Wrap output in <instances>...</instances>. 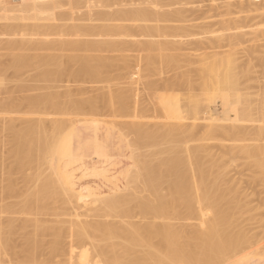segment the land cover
<instances>
[{"label": "rangeland", "instance_id": "1", "mask_svg": "<svg viewBox=\"0 0 264 264\" xmlns=\"http://www.w3.org/2000/svg\"><path fill=\"white\" fill-rule=\"evenodd\" d=\"M158 1L161 2V7L159 6ZM37 3L39 5H37ZM135 9H137L136 12L140 9V11H138L139 13L141 11L149 12V18H154L158 14L156 16L158 18V21L155 20V18L152 20L146 18L145 20V18H142V16L136 15L137 17H134L135 13L132 14L134 15L133 17H131L130 14L127 15L126 19H124L125 16L123 14L125 13L123 12L130 10L129 12L132 13V11ZM115 12H119L117 13L118 15H116ZM139 13L138 15H140ZM263 14L264 0H156V2L155 0H18L16 2H12V0H0V233L5 229L8 222L7 220L11 218H15L16 222H18V220L20 221V219L26 221L28 218H30L31 220L32 217L38 219L41 218V220L43 219L46 221L48 220V223L51 224H55L57 223L56 221H60V223L62 222V224H64V227L67 226L65 225L66 223L70 225V223L72 224L74 222L77 225L80 224L78 225V229L81 228V224H84V222H86L90 223L88 224V226H90L88 232H85V230L81 228L83 232L79 229V235H77V237H73V235L70 236L69 233L66 234V231L64 233V239L61 240L62 250H59L55 253L51 252V240H48V242L46 241L47 239H52V233H48V231H46L48 234H50L48 237L46 236L48 234L44 233L43 235L44 242H46V244L44 243V245L46 246H44V249L40 253L37 261L32 264H77V254H80L81 258L89 254L92 256L91 253H93L94 248L97 247H103L102 250H106L107 253L109 252L110 257L108 258H111L112 256L111 259H113L114 254L117 255L115 257H118L119 260L123 258L121 259L122 262L114 261L115 264H124V262L126 261V263L129 264V261H131V258L129 259V257L132 252L135 253L132 255L134 257L138 256V258L143 257L144 252L147 253L149 250L150 252H152L150 248L153 249L156 243L151 244V242H149V237L150 239H153V235L156 236L154 237L155 240H151L153 242L157 241L155 247L157 249V254L160 253L161 255L162 252L163 254L168 253L170 252V248L173 247L172 243L177 244L176 242H178V240L182 242L184 240L187 241L186 233H188L189 231L194 232L197 229H200V227L202 228L204 226V224L202 225V222L204 221L206 223L208 221H211L215 208H219L221 210H224L226 208L227 211L230 210L232 212V215H230L231 218H227L229 219V223L226 222L225 224V226L227 227L226 230L232 228L233 235H235L234 233L237 232L242 234V232L244 231V233H247L248 236L250 235V239H252V236L258 234V238L256 239L254 238L256 236H254L253 238L255 240L252 239V241H256V243L252 242L251 240L245 241V245H248L251 242L248 245L250 246V248L248 246L243 247L244 243H242L243 245L241 244V246L243 248H241L242 250H244L245 248L244 252L238 249L240 248V246L237 247V249L239 250L238 252L237 249L234 248L232 253L230 251L227 254L228 256L226 255V257L221 259V261L219 260L216 264H234V262L239 259L246 261L255 260L264 262V250L262 248L264 247V243H260L262 241L264 242V181H260L263 178L258 174V172H256L257 168L253 164V158L250 157L251 159H248L249 156L247 157L246 154L242 152L243 146L251 147L257 145L258 142V146L261 144V146L264 145ZM143 15L147 17L146 14L143 13ZM112 16L116 17L117 19ZM246 16L249 17L247 18ZM232 18V26L235 24L234 22L236 19V25L240 23V19H244L242 20L243 22L241 21L240 23L241 26L239 25L242 29H240L238 26L239 29L235 28V33H243L244 31L246 33V31L253 30V37H250L251 32H248L246 35H244L245 39L248 38L246 40L243 39V41L245 42L240 40L237 44L231 43L230 45H228L229 41L227 40V38H225V34L230 33L231 31H233V29H229L231 28L229 26V28H227L230 31L222 30L221 24L219 23H221V21H223L222 19H224L222 26L225 29L224 26H228L227 23H225V20L227 21L228 19L231 21ZM47 22L49 23V25H47L46 28L44 24H47ZM68 22H78L75 26H77L79 29L73 27V25H69L70 23L67 24ZM99 22L103 25H100ZM110 22H112L113 25L115 24V26L117 25V27L113 26L112 28H109V26L111 25ZM202 22L209 23L203 24ZM42 23L45 28L42 27ZM52 23L53 25L55 24V26H57L56 23H58V25L66 24L67 26H62V28L64 27L63 31L62 28L60 30V27L57 26L60 31H57L58 29H56V27L54 29L58 33L54 31V34H52V27H54L52 25L50 26V24ZM228 23L230 24L229 21ZM37 24L40 29L37 28ZM40 24L41 26H39ZM92 24V30L90 27H86V25L92 26ZM191 24L193 25L192 27ZM83 25L85 26L83 27ZM96 25H98V27ZM122 25L126 27L123 28ZM154 25L155 28H152ZM156 25L159 30L160 27L164 28L160 31L158 29L156 31L151 30L156 29ZM188 25H190L191 28H188ZM133 26L135 27L133 28ZM234 26L232 28H234ZM94 27L96 28L94 29L96 30V32L101 31V33L97 32L98 34H96V32H94L93 30ZM127 27H129L128 31L126 30ZM137 27H143V29H136ZM88 28L91 31L87 30ZM119 28H123V30L121 29V31H124V33L122 32L123 34L121 33ZM41 29L43 30L41 31ZM46 29H50L52 32ZM65 29L66 31H68L69 29L71 32L70 33L68 31L70 33L69 35L65 32L68 39L67 41L71 44V48L62 49L61 51L59 50L60 47H57V44L59 46L58 41H61V39H65L64 41L67 42L65 37L66 35L63 34ZM80 29L84 33L80 32ZM192 29L194 30L192 31ZM207 29L210 34L206 31ZM118 30L120 31V33H118ZM163 30H165V33L163 32ZM180 30L186 32H179ZM88 31L92 36L89 35L90 33H88ZM109 31H112L114 35H111V32ZM154 31L155 33H158L155 34ZM60 32L61 35L63 34V37L60 35ZM76 32H78V38L76 37ZM107 32H109V34ZM132 32H134L135 34ZM162 32L163 34H168V38L161 36ZM85 33L87 34L85 35ZM154 34L157 35V37ZM254 34L256 37L254 36ZM169 35H173L174 38L172 36L169 37ZM222 35L225 36L223 37ZM34 37H36L38 40L40 39V41H34L37 40L36 38L34 39ZM221 37L222 41L220 39ZM163 38H172V40L174 41H177L176 39H178V41L180 40V44L182 45L180 46L182 49H180L178 53L175 52V54L173 51L170 52L169 50L168 52L167 50H145V48H141L142 44L146 41L153 40L152 42L155 43L160 40H164ZM210 38L212 41H210ZM249 38L250 40H252L250 41ZM45 39L47 40L46 43H48L50 39H52L53 41L50 40L49 42L52 41L53 43L51 42L47 45L45 43ZM214 39L216 40V42ZM98 40H100V42ZM102 40L108 43L113 41L115 44L113 46L114 48L110 47V49H104L103 51L102 49H100V46H97V42L98 45H104L106 43L102 42ZM76 41H78V43L79 41H84L85 44L90 41L91 44H87V48L89 45L91 46L92 44H95V46L92 45L94 46L92 47V49L96 46V48L99 49L98 51L96 49L92 51V49L90 50V48H85L84 51V49L82 48V44H79L80 48L73 45ZM121 41H123V43ZM204 41L206 43H204ZM84 42H82L83 45H85ZM183 42L184 44H182ZM219 42H222L223 44H219ZM29 43L32 46L34 45V48H37L40 45L41 46L40 48L38 47L37 49H33V47L31 48V45ZM78 43L76 42L77 45ZM120 43H122V46L120 45ZM214 43H216V45H214ZM208 44H211V47H208ZM50 45H53V48L48 47ZM231 46L233 47L231 48ZM257 46L260 48V50ZM254 47L255 49L252 51ZM249 51H252V53H250ZM160 52L162 53V56L163 54H166V56H164L167 57V60H165L166 58L164 56L161 57ZM91 57L93 58V61L91 60ZM53 60H55V62ZM97 61H101V63H98ZM91 62L93 64H91ZM53 65L54 67H52ZM79 65L82 66L80 67ZM50 68L52 69L50 70ZM46 70L50 73H48ZM64 70L65 72H62ZM89 70L93 73L89 74ZM70 71H73V75ZM59 72L61 73V75ZM76 72H78L81 76H74ZM54 78H57V80H54ZM41 79L43 81V84L41 83ZM44 85L46 87H44ZM49 87L52 88L49 89ZM42 88L47 90H44ZM51 90L52 92H50ZM56 92H58V94L61 93L62 95L66 94V92H70L72 99L77 100V106L79 108L77 109V107H72L71 105V108L69 107L67 109L66 107V109H57L58 111L54 108V110L57 112L55 113L50 104V97L57 95ZM42 93L44 94V96L47 95V97L45 96L47 101L50 100L49 102H47V104L46 102L44 103V101L46 100L45 97L43 98ZM51 93L53 95H51ZM39 94H41L42 96ZM117 94L126 96H124L125 99L127 98L126 100L124 98L122 99L124 103L121 101L123 105L120 103L121 95L119 97L117 96ZM114 96L116 98L118 97L120 100L116 99ZM59 98L61 99V101L66 99L63 97L61 98V96ZM162 99H168L171 108H176L177 105L179 107L181 106V108H179L178 112L174 111L173 116H170L162 108V103H164ZM31 100L37 102L34 103ZM90 100H93V102H91ZM30 101L33 103H31ZM89 102H91V104H89ZM13 103H15V107L13 106ZM34 104L36 105V107L33 106ZM193 104H195L196 106L194 107ZM198 105L200 107H198ZM95 106L97 107L96 109ZM123 106L124 108H122ZM39 107H41V109ZM46 107H48V109ZM81 107H83L85 110ZM44 108L47 112L44 110ZM100 109L103 110L104 113L101 112ZM111 110L113 112H111ZM124 110H126L127 112ZM195 110L196 112H194ZM59 111H62V113H59ZM67 113H70V115H68ZM11 122L13 123V125L10 124ZM178 125L192 128L195 127L197 131L194 137H186V143H178L179 146H200L206 149L207 153L211 155L213 154L212 156L210 155V158L208 157L209 160H212V158L216 160L217 158L216 161L214 160V163L215 165L221 166L220 168L223 169L226 181H210L209 186H212L216 189L218 188L223 194L222 199L211 201L202 199L201 197L197 198L196 196H193L191 194L185 196L184 198H178L171 193V185L167 181H159L157 183H153L152 181L150 182L152 184H149V182L145 180L146 178L144 166L147 165V162H153L152 165H154V163L158 161L160 155L157 154L156 151L161 148L162 150H164V147L169 148L173 145H177L175 143H172L170 145L171 142L168 145H165L169 141H164V143L166 142L164 146L160 142L161 146H159L160 148H158L157 145H159V143H157V145L149 144L146 140V135L152 133L162 134L163 131L166 130V128ZM82 126L86 128L85 137H90L91 130L95 128L96 139L99 143L98 149L103 146H107L109 148V150L106 151L108 153L106 155V158L102 163L98 164L102 168L101 172L93 173L89 169H86L87 163L93 164L97 159L93 158L94 155H90L84 152L82 150V146L77 150V148H75V144L73 146L77 150V153L80 155V157L77 158V160L69 166V170L73 175L72 180L75 182V187L84 186L88 188H95L97 192L100 193L99 196L104 199V204L103 202L99 201L101 203L98 209L99 211L97 210L100 204L98 201V204L97 202H94L96 204L94 206L91 205L92 207H90L89 205L87 206V208L84 206H82V208L81 205L79 207V204L68 199V193H64L65 191L60 192L61 187H55L58 185V183L57 185H55L56 180L54 177V181L52 179V175L54 174L51 167L54 162V156L56 155V153L55 155L53 153L54 144L55 147L57 146V149H59L62 141L66 139L70 133H72L73 129ZM88 126H93V128H89ZM21 127L25 129L23 130V128ZM34 128L36 131L34 130ZM144 131H148V133ZM20 134H22V136ZM19 137L21 138V141ZM26 139L31 142L27 143L30 145L26 144ZM30 139L34 140L31 141ZM146 142L148 143V145ZM149 142L154 143L153 140ZM44 143L46 145H44ZM49 143L51 144V146ZM47 145L48 147H50L46 150ZM21 146H23L25 150L22 149ZM87 148L91 147L87 146ZM27 149L29 151V154L28 151H26ZM41 150L43 152H41ZM38 151L40 152V154L38 153ZM133 151L135 152L133 153ZM19 153H21L22 155H20ZM35 153L37 154V156H41V158H37ZM156 154L159 155V157ZM182 154H184V152ZM31 156L34 157V160ZM258 156H261V154H258ZM263 156L264 155H262V158ZM42 157L43 161L41 160ZM146 159L152 161H146ZM39 160H41L42 163L41 161L39 163ZM143 160L146 161V164L143 163ZM209 160L208 163H211L212 161L209 162ZM7 161L9 162V165L7 164ZM249 161L252 164H250ZM44 162H48L47 167L45 165L46 163ZM6 165L7 168L5 167ZM10 165L14 166L11 167ZM19 165L20 167L22 166V168H20ZM30 165L32 166L30 167ZM48 165L50 169L48 168ZM254 166L256 170L254 169ZM12 169H15L16 171L13 172ZM7 171H9L8 174L6 173ZM50 172L52 174H50ZM11 175H13V177ZM253 175L255 178L252 177ZM143 178H145L144 181ZM44 179L45 181L49 182L53 181L52 183L53 185H55L53 186V189L55 188V190L50 195L46 196L47 208H45V210L43 208L42 211L38 209V211L36 210L37 207L36 209L34 207H31L32 212L37 213L31 215L32 212H29L28 214H26V212L23 211H27V209L30 210V208L26 207L27 209H21L22 202L24 201V199L28 198L29 195L31 196L32 194L36 193L39 188V182L44 181ZM8 181H10L9 183L13 181V184L10 185L13 186L12 189L14 188L13 190H15L16 192L12 191V194H10V192H7L8 194L6 193V191L8 190L6 189V187L9 188L10 186L8 185ZM154 185L156 186L154 187ZM190 187H192V185H190ZM57 189H59V191ZM112 194L115 197H112ZM109 204L110 206H108ZM213 204H216L217 207H214ZM77 206L79 208H77ZM95 206H97V208ZM222 206L224 209L221 208ZM11 207L13 208L12 210L16 211L15 213H11ZM43 207L46 206L44 205ZM93 208L96 209L92 210ZM86 209H89L90 211ZM90 213H95L96 216L95 214L93 215ZM230 219H234L233 221H231L233 222L232 226L230 223ZM93 220L95 225L97 224V222H102L100 227L101 229H107L99 230L100 228L97 227L99 226V224L95 226L94 224H92ZM78 221L80 223H78ZM114 221H116L117 223ZM119 221L121 223L124 222V225ZM110 223L112 226L110 225ZM105 224H107L108 226H106ZM113 224H116L115 227ZM120 224L125 226V228L128 230L131 229L134 232L138 230L136 231L137 236H134L133 234L135 233H132L131 230L130 232L132 235L128 230L126 231L125 229L126 233L124 234V232H122V234H124V236H127V238L124 239L123 235L120 232L123 226L121 227ZM147 224L148 226L145 227ZM155 224H157L158 229L159 226L164 227V229L168 228L171 230H174L175 228L174 232L176 234L172 233V235L175 234V236H172L170 234L172 236L171 238L169 234H166V237H168L166 238L165 235L163 237V235L159 234L160 232H158V234H152L158 231H155V229L153 232L152 230V227H154L152 225ZM92 225L96 228L92 229ZM104 225L105 227L102 228V226ZM117 225H119L120 227ZM228 225H230V228ZM110 226L116 230L114 231V229H112ZM32 227L33 226H28L27 230L33 231ZM117 227H119L118 230L120 233L118 232ZM138 227L149 230H147V232L145 230L140 231L142 229H139ZM183 229L186 232H184ZM49 231L51 232V230ZM102 231H104L105 233ZM117 232L119 236L116 237L118 238L114 236L117 234ZM149 232H152V235L149 234ZM85 233H89L90 237H87ZM183 233H185V235H182ZM93 234H96L95 237L92 236ZM101 234L103 236L105 234V238L100 237L102 236ZM129 234L131 235V237L129 236ZM230 234L232 235V233ZM247 234L246 237H248ZM120 235L123 237V239L122 237L120 238ZM232 236L231 238H233V240L237 239ZM239 236L240 235L238 234V236L236 237ZM134 237H138L140 242L142 240V245L139 243V241L137 242ZM162 238L165 239L163 240ZM259 238L261 240H258ZM127 239H129V241H127ZM131 239H135L136 244L135 242H131ZM146 240L148 241V243H150V245H153V247L150 246ZM257 240L260 241V246L258 245L259 243ZM22 242L23 239L19 232L16 235H13L12 243L13 245H15L14 250L16 251L12 252L10 250H7L4 251V253H0V264H23L26 258L22 256L23 254L20 251H18L20 250L19 247L21 248V246H19L18 244H21ZM1 243L2 242L0 241V246ZM48 243L50 247L47 245ZM191 243L192 241L190 242V244ZM124 244L127 248L124 247ZM144 245H149L150 247L146 246L147 248H149V250H147L146 247H144L145 249L143 248L142 250L141 248ZM78 246L83 249L84 255L81 251L82 249H80ZM121 246H123V253L122 249L120 248ZM132 246L134 249L137 247L136 250H133ZM76 247L80 249V253H75V251L79 252ZM130 248L132 251H128V249ZM163 248L167 250L165 251ZM90 249H93L92 252L90 251ZM113 249L116 252L118 251L119 255L118 252L116 254ZM162 249L165 252L162 251ZM96 250L94 251V253H96ZM110 251L114 252L113 255ZM142 251L144 252L142 253ZM19 252L21 254H19ZM86 252L91 253L85 255ZM97 252H99V249L97 250ZM108 254H106V257L103 258H106L107 260ZM127 254H129V257ZM123 255L124 257H122ZM88 257L82 258V261H86L85 264L87 263V260H84V258L88 259ZM90 257L89 260L95 262L94 260H91L93 258ZM124 258L126 259V261L124 260ZM101 260L102 258H99V260L96 261L101 262ZM79 261H81L80 258ZM136 261L134 262V264H137ZM143 261L141 260V264ZM108 263L110 262H107L106 264ZM144 264H148V262L144 261Z\"/></svg>", "mask_w": 264, "mask_h": 264}, {"label": "bare ground", "instance_id": "2", "mask_svg": "<svg viewBox=\"0 0 264 264\" xmlns=\"http://www.w3.org/2000/svg\"><path fill=\"white\" fill-rule=\"evenodd\" d=\"M10 1V0H9ZM16 2V1H18V0H12V2ZM66 1V0H65ZM54 2V1H53ZM61 2V1H60ZM147 2V1H146ZM154 2V1H153ZM155 2H156V0H155ZM159 2V1H158ZM80 3V2H79ZM161 2H159L158 4H159V6L160 5H162V4H160ZM157 4V3H156ZM23 5H25V4H23ZM27 5V4H26ZM33 5H34V3H33ZM36 5V4H35ZM37 5H39L38 3H37ZM68 5V4H67ZM140 6V5H139ZM161 7V6H160ZM105 8V7H104ZM132 8V7H131ZM143 8V7H142ZM149 8V7H148ZM119 9V8H118ZM144 9H146V8H144ZM143 9V10H144ZM101 10V9H100ZM113 10V9H112ZM136 10L137 9H135V10H133L132 11V13L131 12H129L130 10H128V11H126V12H123V13H125V14H123L124 16H125V18L124 19H126V17H127V15H130L131 14V17H133L134 15V17H137V16H142V18H145V20H146V18H148V19H150V20H152V19H154L155 18V20H157L158 21V18L155 16L154 18H149V15H150V13L149 12H146V11H141L140 13L138 12V11H140V9L136 12ZM148 10H150V9H148ZM152 11V10H151ZM113 12V11H112ZM128 12H129V14H128ZM144 14H146L147 15V17H145L144 15H143V13ZM99 13H100V11H99ZM98 13V14H99ZM110 13V12H109ZM116 13V12H115ZM117 13H119V12H117ZM116 13V15H118ZM135 13V14H134ZM138 13L140 14V15H138ZM263 13V12H262ZM132 14H134V15H132ZM142 14V15H141ZM149 14V15H148ZM153 14V13H152ZM152 14H151V16H152ZM104 15V14H103ZM137 15V16H136ZM162 15H163V13H162ZM262 15V14H261ZM101 16V15H100ZM154 16V15H153ZM160 16V15H159ZM250 16V15H249ZM248 16V17H249ZM252 16V15H251ZM259 16V15H258ZM102 17H104V16H102ZM112 17H114V16H112ZM247 17V16H246ZM247 17V18H248ZM263 17H264V14H263ZM71 18V17H70ZM99 18V17H98ZM114 18H116V17H114ZM262 18V17H261ZM75 19V18H74ZM96 19V18H95ZM103 19V18H102ZM101 19V20H102ZM117 19V18H116ZM258 19H260V18H258ZM98 20V19H97ZM100 20V19H99ZM106 20V19H105ZM223 21H224V19H222ZM237 20V19H236ZM235 20V26H237V27H235L234 25V28H232L233 26H232V24H233V18L231 19V21H232V23H231V21L230 20H228L227 19V21L225 20V23H227V25L228 26H224L225 27V29L223 28V21H221V23H219V24H221V29L222 30H226V31H230L229 29H233V31H231L230 33H227V34H225L226 35V37L225 38H227V40L230 42H228L227 40V42H228V45H230L231 43L232 44H237L240 40H242L243 41V39L244 40H246V39H248V38H244V35H246L248 32L250 33L251 32V36L250 37H253V34L252 33H254V32H252L250 29V31H246V33H245V31L243 32V33H241V32H234V30H235V28H237V29H239L240 28V26H241V21L242 20H244V19H240V23L238 24V25H236V21ZM69 21H71V20H69ZM109 21H110V19H109ZM228 21L230 22V24L228 23ZM259 21V20H258ZM73 22V21H72ZM71 22V23H72ZM103 22H104V20H103ZM212 22H215V21H212ZM243 22V21H242ZM264 22V21H263ZM60 23V22H59ZM66 23V22H65ZM70 22H68L67 24H69ZM69 24V25H73V27H75V28H78L77 26H75V25H77V23H72V24ZM100 23V22H99ZM98 23V24H99ZM111 23V25L109 26V25H107V26H109V28H112L113 26L114 27H117V25L115 26V24L113 25L112 24V22H110ZM203 23V22H202ZM209 23V22H208ZM208 23H203V24H208ZM217 23H218V21H217ZM244 23H245V21H244ZM261 23V22H260ZM61 24V23H60ZM64 24V23H63ZM105 24V23H104ZM108 24V23H107ZM117 24V23H116ZM121 24V23H120ZM42 25H43V23H42ZM45 26H46V28H47V25H49V23L47 22V24H44ZM44 25L42 26V27H44ZM54 26V27H52L53 28V33L52 34H54V31H55V29L54 28H56L57 26L58 27H60V30H61V28H62V26H65V25H58V23H56V25L57 26H55V24L53 25V23L52 24H50V26ZM87 25H89V24H87ZM86 25V27H90L91 28V30H92V27H93V24H92V26H87ZM91 25V24H90ZM100 25H103V24H101L100 23ZM216 25V24H215ZM224 25H226V24H224ZM240 25V26H239ZM36 26V25H35ZM34 26V27H35ZM39 26H41V24L39 25ZM49 26V27H50ZM67 26V25H66ZM85 25H83V27H84ZM97 27H98V25H96ZM123 26V25H122ZM128 26V25H127ZM186 26V25H185ZM193 25L191 24V27H192ZM207 26V25H206ZM229 26L231 27V28H229ZM238 26H239V28H238ZM243 26V25H242ZM41 27V28H42ZM48 27V28H49ZM56 28V29H58L57 31H60L59 30V28ZM81 27V26H80ZM104 27V26H103ZM119 27V26H118ZM121 27V26H120ZM124 27H126V26H123V28ZM130 27V26H129ZM129 27H127V31H128V29H129ZM132 27V26H131ZM135 26H133V28H134ZM148 27V26H147ZM160 27V26H159ZM177 27V26H176ZM179 27V26H178ZM181 27V26H180ZM183 27V26H182ZM190 27V25H188V28ZM190 27V28H191ZM229 29H228V28ZM245 27H247V26H245ZM244 27V28H245ZM36 28V27H35ZM37 28H39L38 27V24H37ZM36 28V29H37ZM45 28V27H44ZM51 28V27H50ZM108 28V29H109ZM123 28H119L120 29V31H121V29L123 30ZM133 28H132V31H133ZM141 28V27H140ZM139 27H137L136 29H140ZM145 28V27H144ZM152 28H155V25L152 27ZM164 27H160V30L161 29H163ZM40 29V28H39ZM67 29V28H66ZM66 29H65V31H64V33L63 34H65V32H66V34H70L71 32H70V30L68 29V31L70 32H68V31H66ZM79 29V28H78ZM78 29H77V31H78ZM86 29V28H85ZM94 29H96L95 27L93 28V30ZM99 29H101V28H99ZM103 29H105V28H103ZM107 29V30H108ZM118 29V28H117ZM141 29H143V27L141 28ZM150 29V28H149ZM159 30V28L157 27V25H156V29H151V30ZM180 29V28H179ZM182 29V28H181ZM236 29V30H237ZM240 29H242V28H240ZM247 29V28H246ZM43 29H41V31H42ZM46 30H50V29H46ZM46 30H44V31H46ZM64 30V27L62 28V31ZM81 30V29H80ZM87 30H89V28L87 29ZM87 30H85V31H87ZM91 30H89V31H91ZM98 30V29H97ZM110 30V29H109ZM116 30V29H115ZM131 30V29H130ZM135 30V29H134ZM146 30V29H145ZM148 30V29H147ZM159 30V31H160ZM190 30V29H189ZM194 29H192V31H193ZM39 31V30H38ZM57 31H55V32H57ZM88 31V33H90ZM120 31L118 30V33H120ZM155 31H154V33H155ZM165 30H163V32H164ZM166 31H167V29H166ZM191 31V30H190ZM207 32H208V29L206 30ZM210 31V30H209ZM221 31V30H220ZM240 31V30H239ZM48 32V31H47ZM50 32H52L51 30H50ZM68 32V33H67ZM80 32H82V30L80 31ZM93 32V31H92ZM94 32H96V30H94ZM97 32H99V33H101V31H97ZM96 32V34H98ZM109 32H111L110 34L112 35H114V33H112V31H109ZM109 32H107L108 34H109ZM124 33V31H121V33ZM126 32V31H125ZM163 32H162V34H161V36H164V37H166V38H168V34H163ZM169 32H171V31H169ZM168 32V33H169ZM179 32H183V30H180ZM184 32H186V31H184ZM183 32V33H184ZM205 32V31H204ZM203 32V33H204ZM46 33V32H45ZM58 33V32H57ZM77 33L78 32H76V37H77ZM82 33H84V32H82ZM122 33V34H123ZM132 33H134V32H132ZM158 32H156L155 34H157ZM165 33V32H164ZM172 33H174V32H172ZM188 33V32H187ZM198 33H199V31H198ZM203 33H201V34H203ZM209 33V32H208ZM226 33V32H225ZM39 34V33H38ZM51 34V33H50ZM56 34V33H55ZM63 34L61 35V32H60V35L63 37ZM65 34V35H66ZM87 33H85V35H86ZM103 34H104V32H103ZM102 34V35H103ZM105 34H106V32H105ZM121 34V35H122ZM129 34V33H128ZM135 34V33H134ZM154 34V35H155ZM210 34V33H209ZM208 34V35H209ZM30 35H31V33H30ZM34 35V34H33ZM37 35V34H36ZM47 35V34H46ZM59 35V36H60ZM82 35V34H81ZM89 35H91V33L89 34ZM131 35V34H130ZM184 35V34H183ZM189 35V34H188ZM192 35H193V33H192ZM199 35V34H198ZM206 35V34H205ZM225 35H222L223 37L225 36ZM92 36V35H91ZM97 36V35H96ZM105 36V35H104ZM108 36V35H107ZM117 36V35H116ZM128 36V35H127ZM132 36V35H131ZM156 37H157V35H155ZM154 36V37H155ZM170 36H172L173 37V35H169V37ZM254 36H255V34H254ZM56 37V36H55ZM66 37V41L68 40L67 39V35L65 36ZM70 37H72V36H70ZM95 37V36H94ZM110 37V36H109ZM158 37H159V35H158ZM210 37V36H209ZM208 37V38H209ZM219 37H220V35H219ZM243 37V38H242ZM246 37V36H245ZM256 37V36H255ZM36 37H34V39H35ZM41 38V37H40ZM60 38V37H59ZM58 38V39H59ZM78 38V37H77ZM130 38V37H129ZM166 38H163L164 40H160V41H158V42H152L153 40H151V41H146V42H144L143 44H142V46H141V48H145V50L147 49V50H152V49H159V50H169L170 52L171 51H173L174 53L175 52H179V50L180 49H182L181 48V41L179 40L178 41V39H176L177 41H174V40H172V38L171 39H166ZM174 38V37H173ZM183 38V37H182ZM202 38V37H201ZM218 38V37H217ZM225 38H224V40H225ZM37 39V38H36ZM61 39V38H60ZM95 39V38H94ZM128 39V38H127ZM221 39V41H222V37L220 38ZM220 39H219V41H220ZM31 40V39H30ZM42 40V39H41ZM50 40H52V39H50ZM49 40V41H50ZM56 40V39H55ZM55 40H54V42H55ZM65 39H61V41H58V43H59V46H58V44H57V47H60V49L59 50H61L62 51V49H69V48H71L70 46H71V44L67 41V42H65L64 41ZM80 40V39H79ZM90 40V39H89ZM215 40V39H214ZM249 40H250V38H249ZM252 40V39H251ZM250 40V41H251ZM34 41H40V39L38 40H34ZM34 41H33V43H34ZM48 41V43H51V42H49ZM85 41V40H84ZM84 41H79V43H78V41H76L77 43H78V45L76 44V42H75V44H73L75 47H78V48H80V45L79 44H82V48L84 49V51H85V48H87V44H91V42L89 43V42H87L86 44H85V42ZM96 41V40H95ZM99 42H100V40H98ZM132 41V40H131ZM130 41V42H131ZM210 41H212L211 40V38H210ZM41 42H43V41H41ZM47 42V40L45 39V43ZM82 42H84V44L85 45H83V43ZM102 42H106V41H103L102 40ZM110 42V41H109ZM113 42V41H112ZM112 42H110V43H108V42H106L104 45L103 44H100V45H98V42H97V46H100V49H102L103 51H104V49L105 50H108V49H110V47H113L115 44H114V42H113V44H112ZM122 43H123V41H121ZM136 42H137V40H136ZM139 42V41H138ZM202 42V41H201ZM215 42H216V40H215ZM226 42V43H227ZM243 42H245V41H243ZM32 43V44H33ZM40 43V42H39ZM48 43H46L47 45H48ZM53 43V42H52ZM94 43V42H93ZM122 43H120V45L122 44ZM135 43V42H134ZM192 43V42H191ZM204 43H206L205 41H204ZM211 43V42H210ZM226 43H224V44H226ZM247 43V42H246ZM30 44V43H29ZM54 44H56V43H54ZM112 44V45H111ZM182 44H184V42L182 43ZM219 44H223L222 42L220 43L219 42ZM218 44V45H219ZM31 45V44H30ZM92 45H94L95 46V44H92ZM88 46V48H90V50L92 49V47H94V46ZM103 45V46H102ZM118 45H119V43H118ZM125 45V44H124ZM138 45V44H137ZM181 45V46H180ZM209 45V44H208ZM211 45V44H210ZM208 46V47H211V46ZM214 45H216V43H214ZM34 46V45H33ZM32 45H31V48L33 47ZM36 46H37V44H36ZM41 46V45H40ZM40 46H38L39 48H40ZM84 46H86V47H84ZM96 46V47H97ZM122 46V45H121ZM184 46V45H183ZM202 46V45H201ZM206 46V45H205ZM251 46V45H250ZM37 47V48H38ZM43 47H44V45H43ZM47 47V46H46ZM48 47H52L53 48V45L51 46H48ZM55 47V46H54ZM93 48L92 49V51L94 50V49H96L97 51H98V49L97 48ZM102 47V48H101ZM116 47V46H115ZM140 47V46H139ZM230 47V46H229ZM233 46H231V48H232ZM258 47V46H257ZM260 47H261V45H260ZM36 48V47H35ZM34 47H33V49H35ZM36 48V49H37ZM87 48V49H88ZM114 48V47H113ZM112 48V49H113ZM191 48V47H190ZM202 48V47H201ZM213 48V47H212ZM211 48V49H212ZM246 48V47H245ZM252 48V47H251ZM259 48V47H258ZM44 49V48H43ZM47 49H50V48H47ZM56 49V48H55ZM86 49V50H87ZM111 49V50H112ZM249 49H250V47H249ZM248 49V50H249ZM255 49V47L252 49V51ZM40 50H42V49H40ZM45 50V49H44ZM95 50V51H96ZM198 50V49H197ZM199 50H200V48H199ZM204 50V49H203ZM257 50V49H256ZM259 50H260V48H259ZM262 50H263V48H262ZM35 51V50H34ZM88 51V50H87ZM91 51V52H92ZM96 51V52H97ZM168 51V52H169ZM252 51L250 52V53H252ZM258 51V50H257ZM89 52V51H88ZM87 52V53H88ZM99 52H100V50H99ZM102 52V51H101ZM159 52V51H158ZM162 52V51H161ZM160 52V53H161ZM172 52V53H173ZM43 53V52H42ZM41 53V54H42ZM45 53V52H44ZM57 53V52H56ZM55 53V54H56ZM60 53H62V52H60ZM159 53V54H160ZM204 53V52H203ZM46 54V53H45ZM48 54H49V52H48ZM51 54V53H50ZM58 54V53H57ZM158 54V53H157ZM176 54V53H175ZM196 54V53H195ZM194 54V55H195ZM200 54H201V52H200ZM249 54V53H248ZM255 54V53H254ZM52 55V54H51ZM61 55V54H60ZM161 55V57H163L164 55L166 56V54H163V56H162V53L160 54ZM174 55V54H173ZM197 55V54H196ZM207 55V54H206ZM46 56V55H45ZM56 56V55H55ZM76 56V55H75ZM83 56V55H82ZM86 56H87V54H86ZM164 56V57H165ZM198 56V55H197ZM51 57V56H50ZM49 57V58H50ZM53 58V57H52ZM62 58V57H61ZM60 58V59H61ZM77 58H78V56H77ZM83 58V57H82ZM81 58V59H82ZM92 58V57H91ZM166 59L165 60H167V57H165ZM169 58V57H168ZM45 59V58H44ZM56 59V58H55ZM162 59V58H161ZM164 59V58H163ZM171 59V58H170ZM52 60V59H51ZM57 60V59H56ZM59 60V59H58ZM80 60V59H79ZM92 61H93V58L91 59ZM47 61V60H46ZM54 62H55V60H53ZM82 61V60H81ZM80 61V62H81ZM99 61V60H98ZM97 61V62H98ZM169 61V60H168ZM49 62H50V59H49ZM48 62V63H49ZM52 62V61H51ZM58 62V61H57ZM57 62H56V64H57ZM60 62H61V60H60ZM164 62V61H163ZM165 62H167V61H165ZM45 63V62H44ZM59 63V62H58ZM66 63V62H65ZM96 63V62H95ZM98 63H101V61L100 62H98ZM103 63V62H102ZM62 64V63H61ZM60 64V65H61ZM68 64V63H67ZM86 64V63H85ZM91 64H93L92 62H91ZM50 65V64H49ZM59 65V64H58ZM66 65V64H65ZM65 65H64V67H65ZM84 65V64H83ZM47 66V65H46ZM45 66V67H46ZM57 66V65H56ZM80 66V65H79ZM82 66V65H81ZM80 66V67H81ZM89 66V65H88ZM104 66V65H103ZM52 67H54V65L52 66ZM58 67V66H57ZM62 67V66H61ZM85 67V66H84ZM56 68V67H55ZM63 68V67H62ZM48 69V68H47ZM52 68H50V70H51ZM61 69V68H60ZM59 69V70H60ZM65 69V68H64ZM68 69V68H67ZM81 69V68H80ZM89 69V68H88ZM49 70V69H48ZM95 70V69H94ZM96 70H97V68H96ZM95 70V71H96ZM99 70V69H98ZM101 70V69H100ZM47 71V70H46ZM48 72V71H47ZM55 72V71H54ZM62 72H65V70L64 71H62ZM71 72V71H70ZM89 72V74L91 73H93L92 71H88ZM98 72V71H97ZM105 72V71H104ZM108 72V71H107ZM48 73H50V72H48ZM60 73V72H59ZM73 73V71L71 72V74ZM101 73V72H100ZM45 74V73H44ZM53 74V73H52ZM88 74V75H89ZM49 75V74H48ZM60 75H61V73H60ZM73 75V74H72ZM76 75H79V73L78 72H76L75 74H74V76H76ZM43 76V75H42ZM58 76V75H57ZM79 76H81V75H79ZM55 77H56V75H55ZM92 77V76H91ZM97 77H98V75H97ZM101 77V76H100ZM107 77V76H106ZM41 78V77H40ZM48 78H50V77H48ZM45 79V78H44ZM90 79V78H89ZM54 80H57V78L55 79L54 78ZM40 81V80H39ZM46 81V80H45ZM51 81V80H50ZM53 81V80H52ZM43 81H42V79H41V83H42ZM36 83V82H35ZM45 83H47V82H45ZM43 84V83H42ZM40 85V84H39ZM48 85V84H47ZM51 86V85H50ZM53 86V85H52ZM40 87H42V86H40ZM44 87H46L45 85H44ZM50 88H52V87H49V89ZM38 89V88H37ZM42 89H44V88H42ZM49 89H48V91H49ZM41 90V89H40ZM44 90H47V89H44ZM47 91V92H48ZM50 92H52V90L50 91ZM54 92V91H53ZM57 93V95H55V96H52V97H50V99H51V106H52V108H53V110H54V108H55V110H57V109H59V110H61V109H63V108H65L66 109V107H67V109L70 107V105L72 106V107H77V109L79 108L78 106H77V100L76 99H72V97H71V94H70V92H66V94H58V92H56ZM119 93V92H118ZM43 94V93H42ZM48 94V93H47ZM39 95H41V94H39ZM38 95V96H39ZM49 95V94H48ZM51 95H53L52 93H51ZM120 95H121V97H120ZM120 95H118L117 94V96H119L120 97V99L117 97H115L116 99H119L120 100V103H121V101H122V99L124 98V96L125 95H122V94H120ZM42 96V95H41ZM46 97H47V95H45ZM44 96V94H43V98L45 97ZM61 96V98L63 97V98H66V99H62L63 101H61V99L59 98ZM36 97V96H35ZM46 97H45V100L46 101H44V103L46 102V104H47V102H49V101H47V99H46ZM102 97V96H101ZM100 97V98H101ZM105 97V96H104ZM108 97V96H107ZM113 97V98H114ZM126 97V96H125ZM27 98V97H26ZM34 98V97H33ZM39 98H41V97H39ZM104 99V98H103ZM125 99V98H124ZM127 99V98H126ZM125 99V100H126ZM35 100H36V98H35ZM97 100V99H96ZM101 100V99H100ZM108 100V99H107ZM163 101H164V103H162V108L165 110V112L168 114V115H170V116H173V113H174V111H179V108H181V106L179 107L178 105L176 106V108H171L170 107V104H169V101H168V99H162ZM28 101V100H27ZM31 101H33L34 103L35 102H37V101H34V100H31ZM30 101V102H31ZM87 101V100H86ZM89 101V100H88ZM91 101V100H90ZM102 101V100H101ZM116 101V100H115ZM15 102V101H14ZM17 102V101H16ZM33 102H31V103H33ZM40 102V101H39ZM80 102V101H79ZM91 102H93V100L91 101ZM91 102H89V104H91ZM100 102V101H99ZM119 102V101H118ZM123 102V101H122ZM44 103H43V105H44ZM82 103V102H81ZM80 103V104H81ZM96 103V102H95ZM101 103V102H100ZM103 103V102H102ZM106 103V102H105ZM112 103V102H111ZM124 103V102H123ZM15 103H13V106L15 107V105H14ZM38 104V103H37ZM79 104V103H78ZM109 104V103H108ZM115 104V103H114ZM118 104V103H117ZM122 104V103H121ZM203 104V103H202ZM42 105V104H41ZM69 105V106H68ZM82 105V104H81ZM93 105V104H92ZM123 105V104H122ZM194 105V107L196 106L195 104H193ZM18 106V105H17ZM33 106H35L36 107V105L34 104ZM65 106V107H64ZM98 106V105H97ZM120 106V105H119ZM192 106V105H191ZM37 107H38V105H37ZM85 107V106H84ZM89 107H90V105H89ZM88 107V108H89ZM93 107V106H92ZM105 107V106H104ZM121 107V106H120ZM198 107H200L199 105H198ZM40 109H41V107H39ZM47 109H48V107H46ZM71 108V107H70ZM81 108H83V107H81ZM97 107L95 106V109H96ZM102 108V107H101ZM109 108H110V106H109ZM108 108V109H109ZM116 108V107H115ZM122 108H124V106L122 107ZM197 108V107H196ZM38 109V108H37ZM50 109H51V107H50ZM73 109V108H72ZM84 109V108H83ZM119 109V108H118ZM128 109V108H127ZM191 109V108H190ZM44 110H45V108H44ZM54 110V111H55ZM85 110V109H84ZM89 110V109H88ZM91 110H92V108H91ZM101 110V109H100ZM99 110V111H100ZM110 110V109H109ZM193 110H194V108H193ZM46 111V110H45ZM58 111V110H57ZM121 111V110H120ZM124 111H126V110H124ZM39 112V111H38ZM47 112V111H46ZM50 112H51V110H50ZM90 112V111H89ZM101 112H103V110H101ZM101 112H100V115H101ZM111 112H113L112 110H111ZM118 112V111H117ZM127 112V111H126ZM194 112H196V110L194 111ZM28 113V112H27ZM45 113V112H44ZM55 113H57L56 111H55ZM59 113H62V111H59ZM71 113H73V112H71ZM104 113V112H103ZM116 113V112H115ZM120 113V112H119ZM63 114H64V111H63ZM68 115H70V113H67ZM86 114V113H85ZM91 114V113H90ZM112 114V113H111ZM122 114H123V112H122ZM126 114H128V113H126ZM166 114V115H167ZM29 115H30V113H29ZM99 115V114H98ZM103 115V114H102ZM110 115V114H109ZM115 115V114H114ZM113 115V116H114ZM116 115H118V114H116ZM125 115V114H124ZM123 115V116H124ZM106 116V115H105ZM104 116V117H105ZM121 116V115H120ZM126 116V115H125ZM62 117V116H61ZM64 117V116H63ZM107 117V116H106ZM115 117V116H114ZM114 117H113V119H114ZM27 118V117H26ZM25 119V118H24ZM23 119V120H24ZM32 119V118H31ZM96 119V118H95ZM119 119V118H118ZM48 120H51V119H48ZM92 120V119H91ZM28 121V120H27ZM60 121V120H59ZM59 121H57V122H59ZM62 121V120H61ZM115 121V120H114ZM22 122V121H21ZM30 122V121H29ZM28 122V123H29ZM15 123V122H14ZM52 123V122H51ZM50 123V124H51ZM10 124H12L13 125V123L11 122ZM61 124V123H60ZM15 125H17V124H15ZM23 125V124H22ZM29 125V124H28ZM53 125V124H52ZM6 126H7V124H6ZM25 126V125H24ZM35 126V125H34ZM33 126V127H34ZM55 126H56V123H55ZM61 126V125H60ZM59 126V127H60ZM66 126V125H65ZM68 126V125H67ZM4 127V126H3ZM14 127V126H13ZM16 127V126H15ZM32 127V128H33ZM52 127H54V126H52ZM58 127V126H57ZM89 128H93V126H88ZM132 127H134V126H132ZM12 128V127H11ZM18 128V127H17ZM16 128V129H17ZM21 128H23V127H21ZM20 128V129H21ZM29 128H30V126H29ZM14 129V128H13ZM19 129V128H18ZM25 128H23V130H24ZM136 129V128H135ZM144 129V128H143ZM235 129V128H234ZM6 130V129H5ZM22 130V129H21ZM27 130V129H26ZM34 130H35V128H34ZM153 130V129H152ZM151 130V131H152ZM36 131V130H35ZM134 131V130H133ZM243 131V130H242ZM24 132V131H23ZM139 132V131H138ZM143 132V131H142ZM144 132H146V131H144ZM236 132H237V130H236ZM26 133V132H25ZM140 133V132H139ZM146 133H148V131L146 132ZM149 133H151V132H149ZM196 133H197V131H196V129H195V127L194 128H192V127H184V126H182V125H178V126H170V127H168V128H166V130H164L163 131V133L162 134H158V133H156V134H154V133H152V134H148V135H146V140H147V142L149 143V144H156L157 145V143H159V145H157L158 146V148H160L159 146H161L160 145V142H161V144L164 146V144L166 143V142H168L167 144H165V145H168L170 142V145L172 144V143H175V144H177L178 145V143H180V144H182V143H186L185 141V139H186V137L188 138V136L189 137H194L195 135H196ZM242 133V132H241ZM61 134V133H60ZM59 134V135H60ZM238 134V133H237ZM259 134H260V132H259ZM21 136H22V134H20ZM137 135V134H136ZM33 136H34V133H33ZM36 136V135H35ZM44 136V135H43ZM62 136V135H61ZM135 136V135H134ZM133 136V137H134ZM138 136H139V134H138ZM29 137V136H28ZM27 137V138H28ZM136 137V136H135ZM145 137V136H144ZM15 138V137H14ZM13 138V139H14ZM20 138V137H19ZM37 138V137H36ZM17 139V138H16ZM58 139H60V138H58ZM70 139H72V141L74 140V139H77V143H76V146L78 147L81 143H82V141L83 142H87L88 140L89 141H97V139H96V134H95V128H93L92 130H91V134H90V137H85V133H76V134H72L71 135V137H70ZM135 139V138H134ZM15 140V139H14ZM23 140V139H22ZM31 140V139H30ZM34 139H32L31 141H33ZM45 140V139H44ZM143 140V139H142ZM153 140V142L154 143H152V142H149V141H152ZM18 141H19V139H18ZM20 141H21V138H20ZM25 141V140H24ZM27 141V142H26ZM26 144L27 143H29L30 141H28L27 139H26ZM55 141H57V140H55ZM68 140L67 139H64L63 141H62V143L60 144V147L62 146V144L63 143H66ZM135 141V140H134ZM164 141H166L165 143H164ZM174 141V142H173ZM16 142V141H15ZM70 142V141H69ZM140 142V141H139ZM146 142V143H147ZM163 142V143H162ZM31 143V142H30ZM143 143V142H142ZM148 143H147V145H148ZM19 144V143H18ZM50 144V143H49ZM58 144V143H57ZM140 144V143H139ZM138 144V145H139ZM258 144H259V142H258ZM258 144L257 145H254V146H251V147H245V146H243V148H242V152H244L245 154H246V156L248 157V159L250 158V157H252L253 158V164L256 166V168H257V171L256 172H258V174L263 178L262 180H260V181H264V156H263V158H262V155H264V145L263 146H261V145H259L258 146ZM23 145H24V143H23ZM27 145H30V144H27ZM44 145H46L45 143H44ZM137 145V146H138ZM144 145V144H143ZM169 145V146H170ZM177 145H173L172 147H169V148H166V147H164V150H162V148L161 149H158L157 151H156V153L157 154H159L160 155V157H159V155H157L159 158H158V161L156 162V163H154V165H152L153 164V162H151V163H149V162H147V165H145L144 166V168H145V178H143V181H144V179L146 180V181H148L149 182V184H152V183H150V182H152L153 181V183H157V182H159V181H167L170 185H171V193L172 194H174L176 197H178V198H184L185 196H187V195H189V194H191V195H193V196H196L197 198L198 197H201L202 199H206V200H211V201H215V200H220V199H222L223 198V194H222V192L217 188H214V187H212V186H209V182L210 181H226L225 179V177H224V172H223V169L222 168H220L221 166H219V165H215V161L217 160V158H216V160L214 159V158H212V160H209V158H210V155L211 154H209V153H207V151H206V149H204L203 147H197V146H195V147H190L188 144V146H185V147H182L183 145H181V146H177ZM20 146V145H19ZM43 146V145H42ZM50 146H51V144H50ZM49 146V147H50ZM53 146V145H52ZM25 147V146H24ZM28 147V146H27ZM47 147V148H46ZM45 148H46V150L49 148L48 147V145L46 146ZM60 147H59V149H60ZM71 147H72V145H71ZM135 147H136V145H135ZM148 147V146H147ZM150 147V146H149ZM168 147V146H167ZM242 147V146H241ZM17 148V147H16ZM21 148L22 149H24L23 148V146H21ZM29 148V147H28ZM39 148V147H38ZM56 148V149H55ZM58 147L56 146L55 147V144H54V150H53V153H54V155H55V153H56V155L54 156V159H53V164H52V172H53V174L54 175H52V179H53V181H54V178H55V182H56V184L55 185H57V183H58V185L57 186H55V185H53V181L52 182H49V181H45V179H44V181H40L39 182V188H38V190L36 191V193H34V194H32L31 196L29 195V197L28 198H26V199H24V201L22 202V204H21V209H25L26 207H28V208H30V210H28L27 208V211L26 210H22L23 212H26V214H28L29 212H32V210H31V207H34L35 209H36V207H37V209L36 210H43V208H44V210H45V208H47V204H46V201H47V195H50L54 190H55V188L53 189V186H55L56 188H60L61 187V190H60V192H64V193H68V199H70L71 201H74V202H76L77 204H79V207H80V205H81V207L82 206H84V207H86L87 208V206L89 205L90 207H92V206H94L96 203H94V202H99V201H101V202H103V204H104V199L102 198V197H100L99 195H100V193H98L97 192V190L95 189V188H88V187H82V186H77V187H73V189L72 188H69L67 185H66V181H65V179H64V177H63V175L60 173V171H59V168H58V166H59V163H58V157H57V151H55V150H58L57 149ZM61 149H62V147H61ZM73 149V148H72ZM135 149V148H134ZM134 149H132V150H134ZM21 150V149H20ZM25 150V149H24ZM74 150V149H73ZM241 150V149H240ZM26 151H28V149L26 150ZM149 151H151V150H149ZM21 152H23V151H21ZM33 152V151H32ZM41 152H43L42 150H41ZM52 152V151H51ZM135 151H133V153H134ZM184 152V154H182ZM8 153V152H7ZM6 153V154H7ZM25 153V152H24ZM23 153V154H24ZM31 153V152H30ZM38 153L40 154V152L38 151ZM50 153V152H49ZM20 155H22L21 153H19ZM27 154V153H26ZM28 154H29V151H28ZM38 154V155H39ZM44 154V153H43ZM52 154V153H51ZM154 154V153H153ZM258 154H261V156H258ZM12 155V154H11ZM34 155V154H33ZM35 155L37 156V154L35 153ZM42 155V154H41ZM150 155V154H149ZM209 155V156H208ZM213 155V154H212ZM211 155V156H212ZM10 156V155H9ZM35 156V157H36ZM153 156H155V155H153ZM157 156H155V157H157ZM7 157V156H6ZM13 157V156H12ZM26 157V156H25ZM32 157V156H31ZM209 157V158H208ZM257 157V158H256ZM259 157V158H258ZM33 158V160H34V157H32ZM32 158H30V159H32ZM37 158H41V156H37ZM145 158V157H144ZM150 158V157H149ZM154 158V157H153ZM29 159V158H28ZM152 159V158H151ZM209 160V162L210 161H212L211 163H208V160ZM247 159V160H248ZM251 159V158H250ZM8 160V159H7ZM35 160H36V158H35ZM42 161H43V157H42V159H41ZM41 160H39V163H40V161ZM145 160V159H144ZM143 160V161H144ZM157 160V159H156ZM215 160V161H214ZM10 161V160H9ZM16 161V160H15ZM42 161H41V163H42ZM50 161H51V159H50ZM49 161V162H50ZM146 161H152V160H147L146 159ZM146 161H144L143 163H145ZM154 161V160H153ZM8 162V161H7ZM6 162V163H7ZM12 162V161H11ZM32 162V161H31ZM36 162H37V160H36ZM250 162V161H249ZM17 163V162H16ZM16 163H15V165H16ZM38 163V164H39ZM44 163H46V162H44ZM48 163V162H47ZM47 163L45 164L46 165V167H47ZM247 163V162H246ZM8 165H9V162L7 163ZM14 164V163H13ZM23 164V163H22ZM32 164V163H31ZM110 164V163H109ZM113 164V163H112ZM146 164V163H145ZM250 164H252L251 162H250ZM250 164H248V165H250ZM3 166H4V164H3ZM11 166V165H10ZM14 166V165H13ZM13 166H11V167H13ZM29 166V165H28ZM32 165H30V167H31ZM35 166H36V163H35ZM41 166H42V164H41ZM41 166H40V169H41ZM255 166H254V169H255ZM6 168H7V165L5 166ZM19 167H20V165H19ZM20 168H22V166L20 167ZM20 168H17V169H20ZM48 168L50 169V167H49V165H48ZM13 170V172H15L16 170L15 169H12ZM256 170V169H255ZM23 171V170H22ZM8 172L9 171H7L6 173L8 174ZM12 172V171H11ZM6 174V175H7ZM50 174H52L51 172H50ZM255 174V173H254ZM258 174H257V176H258ZM10 175V174H9ZM131 175V174H130ZM12 177H13V175H11ZM11 176H10V178H11ZM8 177V176H7ZM54 177V178H53ZM252 177H254V175L252 176ZM260 177V178H261ZM10 178H9V180H10ZM255 178V177H254ZM130 179V178H129ZM127 180V179H126ZM156 181V182H155ZM10 181H8V185H12L13 184V181H11V183H9ZM147 182V183H148ZM146 183V184H147ZM52 184V185H51ZM148 184V185H149ZM9 186V188H7L6 187V189H8L7 191H6V193L7 192H10V194H12V191H15V190H13L12 189V187L13 186ZM190 185H192V187H190ZM150 186H152V185H150ZM156 185H154V187H155ZM58 191H59V189H57ZM121 191V190H120ZM16 192V191H15ZM15 192H14V194H15ZM114 192V191H113ZM116 192V191H115ZM8 194V193H7ZM13 194V195H14ZM124 194V193H123ZM107 195V194H106ZM117 195V194H116ZM123 196V195H122ZM112 197H115V196H113V194H112ZM116 198H117V196H116ZM101 199V200H100ZM121 199V198H120ZM107 201V200H106ZM105 201V202H106ZM98 202H97V204H98ZM111 202V201H110ZM73 203V202H72ZM92 203V204H91ZM94 203V204H93ZM100 203V202H99ZM107 203V202H106ZM102 204V205H103ZM22 205H23V207H22ZM46 206V207H43V206ZM92 205V206H91ZM100 205H101V203L99 204V206H98V208H97V206H95L96 208H97V210L99 209V207H100ZM111 205H112V203H111ZM214 205V207H217V205L216 204H213ZM25 206V207H24ZM76 206V205H75ZM104 206V205H103ZM102 206V207H103ZM108 206H110V204L108 205ZM78 206H77V208H79ZM107 207V206H106ZM105 207V208H106ZM219 207V206H218ZM83 208V207H82ZM96 208H93L92 210H94V209H96ZM221 208H223V206L221 207ZM13 208L11 207V209H10V211H11V213H15L16 211L15 210H12ZM224 209V208H223ZM38 210V211H39ZM78 210V209H77ZM82 210V209H81ZM80 210V211H81ZM86 210H89V209H86ZM91 210V211H92ZM226 208L224 209V210H221V209H219V208H215L214 209V214H213V218H212V220L211 221H208L207 223L204 221V222H202V225L204 224V226L201 228L200 227V229H197L196 231H194V232H191V231H189L188 232V230H187V232L188 233H186V236H187V241H179L178 239V242H176L177 244H175V243H172V245H173V247H169L170 248V252H168V253H165V254H163V252H162V254L160 255V253L159 254H157V249L155 248L156 247V244H157V241H152L153 239H154V237H156V236H154L153 235V239L151 240L150 239V237L149 236H147V237H149V242H151V244H154V243H156L155 244V247H153V245H150V243H148V241H147V243L150 245V246H152L153 247V249L152 248H150L151 250H152V252H150V250H149V248H147V247H150L149 245L146 247L145 245L141 248L142 250H143V248L144 247H146V249L147 250H149L147 253H145L144 251H142V253L144 254L143 255V257H141V258H138V256H133L132 254H135V253H133L132 252V257H131V255H130V257H129V254H127L128 255V257H129V259L131 258V261H129V264H134V262L136 261V259H137V261L138 260H140V261H136V263L137 264H141V260L143 261H147L148 262V264H216L219 260L221 261V259H223L224 257H226V255L231 251V253L233 252V249L234 248H236L237 249V247H239L240 246V248H238V249H240V250H242V248L243 247H246V246H248V245H245L246 244V242L245 241H248V240H251L252 241V239L253 240H255L254 238H258V234L257 235H254V236H256V237H254V236H252V239H250L251 237H250V235L248 236V234L247 233H244V231L242 232V234H240L239 232H237L240 236L239 237H236V236H238V234L237 233H234L235 235H233V232H232V228L231 229H227L226 230V226H225V224H226V222H228L229 223V219H227V218H231V216L230 215H232V212L230 211V210H226ZM40 211V212H41ZM90 211V210H89ZM99 211V210H98ZM230 211V212H229ZM78 212V211H77ZM86 212V211H85ZM102 212H104V211H102ZM35 213H37V212H32L31 213V215H33V214H35ZM87 213V212H86ZM85 213V214H86ZM89 213V212H88ZM90 214H95V213H90ZM88 215V214H87ZM76 216V215H75ZM77 216H78V214H77ZM83 216V215H82ZM92 216V215H91ZM95 216H96V214H95ZM98 216V215H97ZM230 216V217H229ZM80 217V216H79ZM234 217V216H233ZM232 217V218H233ZM76 218V217H75ZM40 219V220H39ZM34 218V217H32V219L30 220V218H28L26 221L25 220H21L20 219V221L18 220V222H16L15 221V218H11V219H8L7 221V225H6V227H5V229L0 233V241L2 242L1 243V246H0V253H4V251H7V250H10V251H16V250H14V248H15V245H13V243H12V237H13V235H16L18 232L20 233V235H21V237H22V239H23V242L20 244H18L19 246H21V248L19 247V249L20 250H18V251H20L23 255V257H25L26 258V260L24 261V263L23 264H32V263H34V262H36L37 261V259H38V257H39V255H40V253L43 251V249H44V246H46V245H44V243L46 244V242H44V233L45 234H48V233H52L51 234V236H52V239H47V238H45V239H47L46 241L48 242V240H51V244H50V246H49V243L47 244L50 248H51V252H53V253H55V252H58L59 250H62L61 249V240L62 239H64L63 237H64V233L67 231V233L66 234H68L69 233V235L70 236H72L73 235V237L75 236V237H77V235H79V229L81 230V228H83V230H85V232H88V230H89V228H90V226H88V224H90V223H86V222H84V224H81V228H79L78 229V225H80V224H76V223H70V225H68L67 223L65 224V225H67V226H65L64 227V224H62V222L60 223V221H56L57 223H55V224H51V223H48V220L46 221V220H41V218ZM17 220V219H16ZM76 220H78V219H76ZM89 220H91V219H89ZM234 219H230V223H231V226H232V224H233V222H231V221H233ZM98 221V220H97ZM122 221V220H121ZM77 222V221H76ZM95 222H96V220H95ZM114 222H116V221H114ZM120 222V221H119ZM53 223V222H52ZM78 223H80L79 221H78ZM102 223V222H101ZM101 223H98L97 222V224L95 225V223H94V220H93V223L92 224H94L95 226H97L98 224H99V226H97L98 228H100L101 227ZM105 223V222H104ZM113 223V222H112ZM117 223V222H116ZM121 223V222H120ZM227 223V224H228ZM108 224V223H107ZM107 224H105L106 226H108ZM121 224H123L124 225V222L123 223H121ZM120 224V225H121ZM154 224V223H153ZM105 225L104 226H102V228L103 227H105ZM110 225H111V223H110ZM114 225V227H115V225L116 224H113ZM123 225H121V227L123 226ZM151 225V224H150ZM156 225V226H155ZM155 225H152V226H154V227H152L153 229V232H154V230L155 231H157L156 233L154 232V233H152V234H158V232H160L159 234H161V235H163V237H164V235H165V237L167 236L166 234H171L172 235V233H175L174 231H175V228H174V230H171V229H164V227H160L159 226V229L157 228L158 226H157V224H155ZM28 226H33L32 228H33V231H29V230H27V228H28ZM112 226V225H111ZM110 226V227H111ZM117 226H119V225H117ZM148 226V224L145 226V227H147ZM162 226V225H161ZM229 226V228H230V225H228ZM92 227V229H95L96 227H94L93 225L91 226ZM120 227V226H119ZM119 227H117V230H118V228ZM156 227V228H155ZM199 227V226H198ZM97 228V229H98ZM112 229H114L113 227H111ZM128 228V227H127ZM139 228V227H138ZM150 228V227H149ZM160 228H162V229H160ZM96 229V230H97ZM103 229H107V228H103ZM103 229H99V230H103ZM110 229V228H109ZM121 229V228H120ZM123 229H124V231H123ZM125 226H123V228H122V230L120 231L121 232V234H122V232H124V234L126 233V231L128 230V229H126V231H125ZM133 229V228H132ZM139 229H142V228H139ZM147 229V228H146ZM180 229V228H179ZM49 230H51V232L49 231ZM95 230V231H96ZM98 230V231H99ZM116 229H114V231H115ZM130 230L131 229H129L128 231L130 232ZM134 230H136V229H134ZM145 230V228H143L142 230H140V231H144ZM147 230H149V229H147ZM147 230H145L146 232H147ZM151 230V229H150ZM151 230V231H152ZM160 230V231H159ZM184 230V229H183ZM182 230V231H183ZM231 230V231H230ZM46 231H48V233L46 232ZM82 231V230H81ZM94 231V230H93ZM105 231V230H104ZM104 231H102V232H104ZM109 231V230H108ZM111 231V230H110ZM113 231V230H112ZM132 231V230H131ZM136 231H138V230H136ZM134 232V231H132V233H135V234H133L134 236L136 235V233L137 232ZM173 231V232H172ZM83 232V231H82ZM100 232V231H99ZM118 232H119V230H118ZM118 232H117V234L116 235H114L115 237L116 236H119V234H118ZM119 232V233H120ZM129 232H127V233H129ZM184 232H186L185 230H184ZM105 233V232H104ZM112 233H114V232H112ZM150 232H149V234H151ZM230 233H232V235L230 234ZM65 234V235H66ZM86 234V233H85ZM96 234H97V232H96ZM96 234H93L92 236H94L95 237V235ZM111 234V233H110ZM124 234H122L123 235V237H124V239H126L127 238V236H124ZM130 234H131V232H130ZM129 234V236L131 237V235ZM151 234V235H152ZM176 234V233H175ZM175 234H173L172 236H175ZM190 234V235H189ZM230 234V235H229ZM237 234V235H236ZM245 234V235H244ZM246 234H247V236L248 237H246ZM50 234H48V235H46L47 237L49 236ZM102 235V234H101ZM127 235V234H126ZM160 235V236H161ZM170 235V236H171ZM182 235H185V233H183ZM260 235V234H259ZM86 236L87 237H90V235H89V233L88 234H86ZM99 236V235H98ZM97 236V237H98ZM104 236H105V234H104ZM103 235L102 236H100V237H104ZM128 236V237H129ZM137 236V235H136ZM172 236H171V238H172ZM185 236V237H186ZM231 236L232 237H235V238H237V239H235V240H233V238H231ZM112 237H113V235H112ZM122 236L120 235V238H121ZM123 237H122V239H123ZM133 237V236H132ZM152 237V236H151ZM162 237V236H161ZM250 237V238H249ZM254 237V238H253ZM263 237V236H262ZM51 238V237H50ZM99 238V237H98ZM105 238V237H104ZM116 238H118V237H116ZM136 240H137V242L139 241V243L142 245V243L141 242H143L142 240H141V242H140V240H139V238L137 237H134ZM166 238H168V237H166ZM248 238V239H247ZM261 238V237H260ZM258 239V240H261V239ZM135 239H131V242H135L136 240ZM146 239V238H145ZM163 239V238H162ZM165 239V238H164ZM163 239V240H164ZM155 240V239H154ZM162 240V241H163ZM171 240V239H170ZM176 240V241H177ZM189 240H190V242L192 241V243L190 244V242H189ZM257 240V241H258ZM127 241H129V239H127ZM169 241V240H168ZM194 241V242H193ZM164 242H166V241H164ZM172 242V241H171ZM252 242H254V241H252ZM260 241H258V243H259ZM130 243V242H129ZM194 243V244H193ZM242 243H244V245L242 244ZM254 243H256V241L254 242ZM257 243V244H258ZM260 243H264L263 241L262 242H260ZM260 243L258 244L259 246H260ZM126 244H127V242H126ZM135 244H136V242H135ZM139 244V245H140ZM144 244V243H143ZM163 244V243H162ZM162 244H160V245H162ZM169 244V243H168ZM175 244V245H174ZM241 244L243 245V247L241 246ZM125 245V244H124ZM164 245V244H163ZM252 245V244H251ZM127 246H128V244H127ZM136 246V245H135ZM137 246H138V244H137ZM158 246H159V244H158ZM80 249H82L80 246H78ZM78 247H76L77 249H78ZM83 247V246H82ZM123 246H121L120 248L122 249V253H123V248H122ZM124 247H126V245L124 246ZM131 247V246H130ZM242 247V248H241ZM249 248H250V246H248ZM247 247V248H248ZM46 248V247H45ZM49 248V249H50ZM75 248V249H76ZM103 248V247H102ZM102 248H94V250H93V253H94V251L97 249H99V252H97V250H96V253H91L92 252V250L90 249V251L91 252H89V253H91L92 254V256L89 254V253H87L86 252V254L85 255H87V254H89L93 259H91V260H94L95 262H93V261H90L89 260V255H87V256H83L84 255V253H83V249L81 250L82 251V253H83V257H88V259L87 258H84V260H87V263L86 264H94V263H96V264H103V263H107V262H110V263H108V264H111V263H113V264H115V262H122V260L121 259H123V258H121L120 260L118 259V257L116 258L115 256H117V255H115L114 254V257H113V259H111L112 258V256H111V258H108V257H110V253L108 254L107 253V251L105 250H102ZM105 248V247H104ZM120 248H118V249H120ZM127 248V247H126ZM132 248H133V246H132ZM137 248V247H136ZM136 248L134 249L133 248V250H136ZM155 248V249H154ZM252 248V247H251ZM257 248V247H256ZM263 248V250H264V247H262ZM48 249V248H47ZM71 249V248H70ZM80 249H78V251L79 252H76L75 251V253H80L81 251H80ZM85 249V248H84ZM140 249V248H139ZM145 249V248H144ZM165 251L167 250V249H165V248H163ZM162 249V251H164ZM172 249V250H171ZM237 249V252L239 251ZM66 250V249H65ZM114 250V249H113ZM126 250V249H125ZM129 250H131V248L130 249H128V251ZM146 250V251H147ZM244 250H245V248H244ZM244 250H242L243 252H244ZM254 250H256V249H254ZM257 250H259V249H257ZM132 251V250H131ZM130 251V252H131ZM139 251V250H138ZM141 251V250H140ZM159 251V250H158ZM164 251V252H165ZM248 251V250H247ZM251 251V250H250ZM261 251V250H260ZM19 252V254H21ZM61 252V251H60ZM69 252V251H68ZM110 252H112V251H110ZM114 252H116L115 250H114ZM114 252H112V255H113V253ZM118 252V251H117ZM117 252H116V254H117ZM121 252V251H120ZM126 252V251H125ZM263 252V251H262ZM17 253V252H16ZM63 253V252H62ZM127 253V252H126ZM125 253V254H126ZM235 253V252H234ZM106 254H108L107 255V260H106V258H103V257H106ZM139 254V253H138ZM74 255V254H73ZM76 255V254H75ZM80 255V254H79ZM78 254L76 255V257L78 258V261H76V263L77 264H79V263H81V264H85V262L84 261H82L83 259V257L81 258V255L79 256ZM118 255H119V252H118ZM122 255V254H121ZM120 255V256H121ZM136 255H137V253H136ZM230 255V254H229ZM79 256V257H78ZM119 256V257H120ZM140 256H142V255H140ZM228 256V255H227ZM231 256V255H230ZM72 257H74V256H72ZM90 257V258H91ZM122 257H124V255L122 256ZM137 257V258H136ZM71 258V257H70ZM69 258V259H70ZM79 258H80V260L81 261H79ZM94 258H96V259H94ZM98 258V259H97ZM99 258L101 259L102 258V260H101V262L100 261H96V260H99ZM115 258V259H114ZM72 259H75V258H72ZM104 259V260H103ZM89 260V261H88ZM111 260V261H110ZM112 260H113V262H112ZM116 260H118V261H116ZM124 260L126 261V259L124 258ZM128 260V259H127ZM134 260V261H133ZM104 261V262H103ZM115 261V262H114ZM144 261L142 262V264H144ZM71 262V261H70ZM79 262V263H78ZM90 262V263H89ZM97 262H99V263H97ZM103 262V263H102ZM127 262V261H126ZM126 262H124V264H127ZM140 262V263H139Z\"/></svg>", "mask_w": 264, "mask_h": 264}, {"label": "crops", "instance_id": "3", "mask_svg": "<svg viewBox=\"0 0 264 264\" xmlns=\"http://www.w3.org/2000/svg\"><path fill=\"white\" fill-rule=\"evenodd\" d=\"M88 128V127H87ZM85 127H76L73 129L72 133H70L68 135V137L66 138L68 141L66 143L62 144V149L60 147V149L57 150V157H58V163H59V171L60 173L63 175L65 181H66V185L69 188L73 187L75 188V182L72 180V172L69 170V166L75 162L77 160V158L80 157V155L77 153V150L79 147H83L82 150L90 155H94L93 158L97 159L96 162L92 163H87V168L89 169L91 172L93 173H97V172H101L102 168L98 165L100 163L103 162V160L106 158V155L108 154L106 151L109 150V148L107 146H103V147H99V143L98 141H87V142H83L77 147L76 146V141L77 139H74L72 141V139H70L72 134H76V133H85ZM70 141V142H69ZM75 144V148H77V150L74 148ZM72 145V147H71ZM87 146L91 147V148H87ZM75 153H74V150ZM111 157V156H110ZM84 187V186H83ZM234 264H264V262H259V261H246V260H237L234 262Z\"/></svg>", "mask_w": 264, "mask_h": 264}]
</instances>
